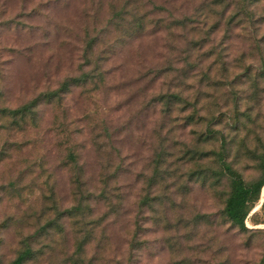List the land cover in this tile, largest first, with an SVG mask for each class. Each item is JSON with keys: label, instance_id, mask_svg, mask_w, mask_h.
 <instances>
[{"label": "rangeland", "instance_id": "1", "mask_svg": "<svg viewBox=\"0 0 264 264\" xmlns=\"http://www.w3.org/2000/svg\"><path fill=\"white\" fill-rule=\"evenodd\" d=\"M242 4L0 0V264L27 248L26 264H264L261 203L248 230L228 221L210 137L239 134L231 161L262 178L264 79L249 76L264 69V0L245 5L252 22ZM154 6L137 37L135 8ZM37 100L30 118L4 116Z\"/></svg>", "mask_w": 264, "mask_h": 264}, {"label": "trees", "instance_id": "2", "mask_svg": "<svg viewBox=\"0 0 264 264\" xmlns=\"http://www.w3.org/2000/svg\"><path fill=\"white\" fill-rule=\"evenodd\" d=\"M242 1H243V4H242L241 12L244 13V17L250 19L249 21L252 22L255 19L256 15L254 12H251L249 10L250 6L247 9L245 5L247 3H250L249 5H258L259 3L262 2V0H242ZM165 11H166V8L162 6H154L153 9L149 11L150 12L149 14L139 16L135 8V13H133V20L131 22L132 29L131 28L130 29L133 31L134 35L138 37L141 33L144 32L148 17L154 14H162ZM241 15L242 14L237 13L233 18L230 19L228 24L232 25V23H234L235 25L236 21H238V23L243 21L240 19ZM121 19L123 20L122 16H121ZM162 23L166 27V30H169V31H173L174 28H180V27L184 28L187 26L186 21H182V22L176 21L172 24L165 25V22H162L159 20V22L156 24V27L157 28L162 27L163 25ZM242 25L243 24H241L240 26ZM94 46H95V40H91V42L89 43V47L87 48V55H86L87 63H89L88 66L98 64L97 61L94 62L95 60V54H94L95 47ZM261 55H262V59L264 60V53H262ZM250 70L251 69H248L246 71L247 72L246 75L249 76V73H252V71ZM259 73L260 74L254 73L253 75L249 76L251 81L255 80L254 81L255 84L259 83L260 79H264V69ZM57 95L58 93L49 94L48 96H46L47 97L46 99L49 103H52L54 99H56ZM179 98L180 97L177 95L167 97L166 101L168 102V109H170V106H172L173 101ZM164 99L166 98L162 97L160 101H163ZM40 105H41V101L37 100L21 108H18L16 110H3L5 113L4 116L10 117L14 120H17V119L25 120L35 115L36 109H38ZM220 119L221 118L215 119V121H218L220 123L219 125L222 126L224 122ZM239 122H240V119L238 118V116H236L235 118L232 119V122L231 124H229V127H231L232 129L238 130V127L240 125ZM238 135L232 136L230 133L226 134L224 132V128H221L220 130L214 129L210 137L214 139L218 138L221 144L218 151L212 152L215 157V160L219 162L220 167H221V170L217 172L218 179L221 180L222 178H227L230 184V193L226 200L224 214L230 223H232L234 226L239 227L240 230L246 231L248 230L246 227L247 219L250 217L252 212L255 211L257 206L262 201L261 194L264 188V155L261 156V158H259L260 163H261L260 166H261V169L263 170L262 178H260L259 180L253 183H247L243 175L239 171V169L236 168L234 163L231 161L234 149L236 148V145L238 143V139H239ZM244 146L246 147V142L245 140H242L241 147H244ZM240 151L241 149L238 148L237 155H236L238 158L240 157ZM194 156H196V154H194ZM71 157H72V161L78 162L77 156L75 154H71ZM151 201L152 200L146 197L143 200V204L152 205ZM260 210L262 211L263 216H264V203L262 207L260 208ZM73 211L74 209L69 210L68 212L72 214ZM257 213L258 211L254 212L253 214L256 215ZM84 244H87V243H84ZM32 254H33L32 249L27 248L12 264H26L28 260L30 259V257L32 256Z\"/></svg>", "mask_w": 264, "mask_h": 264}, {"label": "water", "instance_id": "3", "mask_svg": "<svg viewBox=\"0 0 264 264\" xmlns=\"http://www.w3.org/2000/svg\"><path fill=\"white\" fill-rule=\"evenodd\" d=\"M263 203H264V201H263V202H261V206H260V208L262 207ZM260 208H259V209H260ZM259 209H258V210H259ZM258 210H257V211H258ZM254 212H256V211H254Z\"/></svg>", "mask_w": 264, "mask_h": 264}]
</instances>
